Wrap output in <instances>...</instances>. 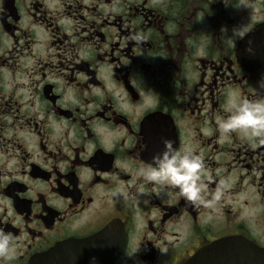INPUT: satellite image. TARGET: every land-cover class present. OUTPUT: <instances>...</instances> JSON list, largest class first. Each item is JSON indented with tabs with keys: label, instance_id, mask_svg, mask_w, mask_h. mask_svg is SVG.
<instances>
[{
	"label": "flooded vegetation",
	"instance_id": "flooded-vegetation-1",
	"mask_svg": "<svg viewBox=\"0 0 264 264\" xmlns=\"http://www.w3.org/2000/svg\"><path fill=\"white\" fill-rule=\"evenodd\" d=\"M262 82L264 0H0V264H86L41 260L66 241H104L111 264H264V144L217 125ZM165 139L218 202L138 176Z\"/></svg>",
	"mask_w": 264,
	"mask_h": 264
},
{
	"label": "clouds",
	"instance_id": "clouds-1",
	"mask_svg": "<svg viewBox=\"0 0 264 264\" xmlns=\"http://www.w3.org/2000/svg\"><path fill=\"white\" fill-rule=\"evenodd\" d=\"M242 35L244 33L239 27L233 29L234 42ZM132 39L138 43L144 40L139 34ZM260 90L264 91V82L260 84ZM226 112V116L217 118L218 130L225 139H230L231 134L235 133L242 142L249 145L264 144V96L250 100L233 94ZM162 143L163 149L151 157V162L139 171L138 176L146 183L157 186V193L167 187L177 190L193 207H211L213 199L218 202L221 197L219 190L213 199H209L213 194L208 191V185L203 180L205 166L202 158L187 148L177 150L171 140L165 139ZM140 194L142 190L133 194L127 186H120L110 196L113 199L127 197L129 200H138ZM15 252L12 236L0 229V258L10 261L14 259ZM91 264H95V257L91 258Z\"/></svg>",
	"mask_w": 264,
	"mask_h": 264
},
{
	"label": "water",
	"instance_id": "water-1",
	"mask_svg": "<svg viewBox=\"0 0 264 264\" xmlns=\"http://www.w3.org/2000/svg\"><path fill=\"white\" fill-rule=\"evenodd\" d=\"M106 247L104 241H66L46 252L41 260L47 262L53 254H64L72 257L81 256L85 259L86 264H91L92 257H95V264H111L113 252L109 249L106 250ZM35 261L33 259L29 264H34Z\"/></svg>",
	"mask_w": 264,
	"mask_h": 264
}]
</instances>
